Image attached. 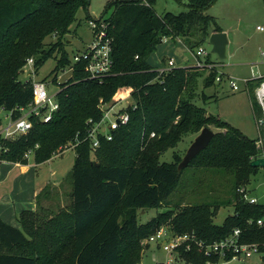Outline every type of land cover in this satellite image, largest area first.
Here are the masks:
<instances>
[{"label": "trees", "instance_id": "16d2710c", "mask_svg": "<svg viewBox=\"0 0 264 264\" xmlns=\"http://www.w3.org/2000/svg\"><path fill=\"white\" fill-rule=\"evenodd\" d=\"M215 1L188 0L186 10L159 15L155 0H110L105 12L111 13L101 19L111 38V73L95 79L75 64L72 76L59 84V109L51 120L33 121L25 134L4 141L0 160L22 165L28 163L29 149L36 164L70 146L75 156L68 204L57 205L56 210V205H43L54 195L45 185L35 195L36 208L18 213L21 227L0 218V264H138L142 240L164 224L178 233L195 232L206 242L223 239L238 228L242 241L264 243V202L243 201L236 191L256 173L258 167L250 162L264 157V146L196 103L200 97L204 102L210 97L204 89L220 82L222 75L216 68L193 65L174 66L160 76L147 60L163 39L181 38L193 51L211 32L222 31L206 13ZM88 3L0 0V105L12 109L30 101L32 81L19 79L28 57H34L33 72L56 58L51 70L54 78L59 69L71 64L64 38L46 44L43 39L53 32L68 33L77 10L86 9ZM204 61L213 62L209 57ZM262 82L264 76L246 82L256 123L264 119L255 95ZM127 96L133 100L126 107L127 122L109 130L111 139L98 134L99 144L93 148L87 121L101 119V101ZM205 126L218 131L188 166L202 171V180L217 173L232 176L233 199L226 201L233 205L232 214L221 224L214 223L224 204L214 198L206 203H178L139 222L141 210L170 205L167 198L180 184L184 170L177 171L180 156L173 154L171 162H161L162 153ZM212 183L210 194L220 189ZM185 257L191 264L207 260L194 249Z\"/></svg>", "mask_w": 264, "mask_h": 264}, {"label": "rangeland", "instance_id": "374dc122", "mask_svg": "<svg viewBox=\"0 0 264 264\" xmlns=\"http://www.w3.org/2000/svg\"><path fill=\"white\" fill-rule=\"evenodd\" d=\"M187 1L155 0L153 7L159 15L164 12L177 14L187 9ZM109 2L110 0H89L86 9L80 8L77 10L68 33L58 35L57 32H53L47 35L43 42L46 44L64 38L68 42L67 50L71 58L74 53L84 49L91 43L90 16L96 18L109 16L111 10L105 12ZM206 13L212 16L215 25L227 34L228 44L223 63L216 62L217 56L211 52L208 39L200 45L208 52L207 57L214 64H219L215 68L217 73L222 75V80L211 87L205 88V93L210 97L205 102L200 97L196 103L203 106L208 113L230 122L248 138L256 140V144L262 147L264 146V140L261 139L260 141V137L262 136L264 122L259 121L256 123L254 119L245 79L264 76V31L256 29L257 25L264 26V0H216L206 10ZM197 48H194L193 51ZM29 58L34 57H28L27 59ZM162 58L165 60L173 58L176 66H193L197 60L181 38L163 39L156 49L147 56L148 62L155 68L163 66ZM55 64L56 58H49L36 71L33 72L31 69L32 74L20 73L19 79L24 81L28 78L32 82L36 80L45 81L47 82V92L53 93L57 90L58 82L65 80L69 75L66 67L64 70H58L54 78L51 70ZM230 78L237 81L238 90L231 89ZM115 102H117L115 109L122 108L123 110L129 103H133V100L130 96L120 100L115 97L107 104ZM110 118H113V115ZM210 128L215 132L218 131L215 127ZM100 130L104 131L105 127L100 126ZM193 137V134L183 136L176 147L162 153L159 161L171 162L173 154H178L181 158ZM26 153L28 163L25 169L11 161L0 160V215H4L5 220L3 221L15 226H17L16 217L18 213L22 211L21 209L32 206L33 193L41 185L44 186L46 183L58 184L57 187H50L52 191L57 188L58 195L54 192L56 196H51L48 201L43 200V203L46 201L50 205H53L58 198V200H62L61 204H68L70 200L68 193H71L72 190L71 168L75 152L71 146L64 148L40 164L34 162L33 152L30 149ZM201 174H203L202 171L198 172L190 165L185 167L181 174L180 184L167 198L170 200V205L148 208L145 211L141 210L138 216L139 222L144 223L160 212L173 209L178 203H181V205L195 202L206 203L217 198L224 201V204H220L213 221L216 224H221L224 218L233 212L232 203L226 202L233 199L231 198L233 194L232 176L217 173L218 175L215 177L206 175V180H202ZM211 177L213 180H211ZM211 181L217 184L218 189L220 188L213 194L208 192ZM244 186L247 192L254 196L258 202H264V167H258L256 173L250 177L248 182L244 183ZM53 209L56 210L57 206ZM152 253L155 254L157 261L162 260L165 256V253L152 243L150 251L148 250L142 254L141 261L138 264H154V260L150 257ZM257 260L258 256L256 255L242 264H253ZM259 263L260 261H258ZM232 264L237 263L233 262Z\"/></svg>", "mask_w": 264, "mask_h": 264}, {"label": "built area", "instance_id": "2783aa9c", "mask_svg": "<svg viewBox=\"0 0 264 264\" xmlns=\"http://www.w3.org/2000/svg\"><path fill=\"white\" fill-rule=\"evenodd\" d=\"M89 24L92 41L84 49L77 51L71 56V64L66 66L69 75L65 80L72 76L75 69L74 65L78 63L82 65V68L91 78L101 79L104 75L111 73V38L106 30L107 24L103 19L96 17L91 18ZM256 29L264 31V26L257 25ZM191 54L197 58L194 66L215 68V66L219 65L214 64V62L205 63L204 60L208 52L202 46H199L195 51H191ZM32 64L33 58L27 59L23 67V73L27 75L32 74ZM174 66H176L174 59L169 58L162 67L155 69L162 76ZM66 67L59 70H64ZM29 70L31 71L28 73ZM56 75L57 73L55 77ZM216 79L220 80V76ZM246 82L247 79H245ZM46 83L41 80L32 82L31 99L27 105H17L12 109H7L3 105H0V154L5 150L4 141L25 134L32 128L33 121L46 122L51 120L59 109L57 94L60 91V82L57 84V90L53 93L47 92ZM229 83L232 90L239 89L237 81L233 78L229 79ZM255 95L262 110H264V82L256 88ZM116 106L117 102L103 104L101 101V109L103 110L101 119L96 122L91 119L87 121L90 124L88 137L93 139V148H96L99 144L98 134H103L107 139H111L109 130L127 122L128 113L126 112V108L123 110L122 108L115 109ZM111 115H113V118H110ZM260 122H264V119L260 120ZM100 126H104L105 130L101 131ZM153 134L151 133V135ZM261 134L260 141L261 139L264 140V127H262ZM26 154L25 156H27ZM236 191L243 201L249 203L257 202L256 198L249 194L244 186H239ZM257 222L258 224H262L261 220ZM152 243L156 248L165 253L164 258L160 261H157L155 254L152 253L150 257L154 260V264H191L186 259L185 253L193 249L207 257L204 264H232L233 262L242 264L256 255L258 256V260L254 264H258V261L262 262V256H264V243L242 241L238 228H235L229 236L223 239L206 242L200 239L195 232L178 233L170 225L164 224L142 240L141 244L144 247L142 254L148 250L150 251ZM213 256L216 257V260L211 259Z\"/></svg>", "mask_w": 264, "mask_h": 264}, {"label": "water", "instance_id": "95a60500", "mask_svg": "<svg viewBox=\"0 0 264 264\" xmlns=\"http://www.w3.org/2000/svg\"><path fill=\"white\" fill-rule=\"evenodd\" d=\"M95 17V16H93ZM208 43L211 45V52L215 53L220 63H223L226 57V46L228 44L227 34L224 31L211 32L208 37ZM31 70L28 71V73ZM215 132L205 126L194 135L190 145L185 150L183 156L177 164V171L180 172L187 167L190 161L203 149H205ZM250 165L253 167H264V157H258L251 160ZM260 264H264L261 262Z\"/></svg>", "mask_w": 264, "mask_h": 264}, {"label": "crops", "instance_id": "0c3cea01", "mask_svg": "<svg viewBox=\"0 0 264 264\" xmlns=\"http://www.w3.org/2000/svg\"><path fill=\"white\" fill-rule=\"evenodd\" d=\"M166 40V39H165ZM162 60H163V64L166 62V60L164 59V58H162ZM222 80V79H221ZM221 80H220V82H221ZM250 101V100H249ZM251 105V104H250ZM14 163V162H13ZM14 164H16V165H20L21 167H22V169H25L27 166L26 165H22V164H19V163H14ZM53 183H46V184H44V186L45 185H48V186H50V187H53V186H55V187H57L58 186V184H53ZM42 186L43 185H41L34 193H33V203H32V206L31 207H29V208H24V209H35L36 208V200H35V195L42 189ZM43 186V187H44ZM53 192H55L57 195H58V192H57V188H55L54 190H53ZM54 193V195L53 196H56V194ZM59 199V198H58ZM56 200L54 203H53V205H60V206H63L64 204H61L62 203V200L60 199V200ZM48 201V200H47ZM69 202H70V200H69ZM68 202V203H69ZM45 204H48L46 201L44 202V204L43 205H45ZM30 206V205H29ZM21 210H23V209H21ZM16 212V211H15ZM21 212V211H20ZM4 215H0V218L2 219V220H5V217H3ZM16 223H17V226H15V225H13V226H15V227H21V225H20V223H19V221L17 220V217H16ZM12 225V224H11ZM254 264V263H253Z\"/></svg>", "mask_w": 264, "mask_h": 264}]
</instances>
